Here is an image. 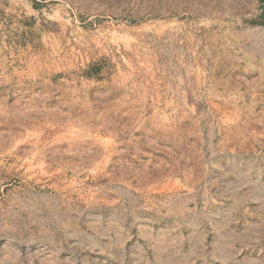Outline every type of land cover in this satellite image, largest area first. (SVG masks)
<instances>
[{
  "label": "rangeland",
  "instance_id": "obj_1",
  "mask_svg": "<svg viewBox=\"0 0 264 264\" xmlns=\"http://www.w3.org/2000/svg\"><path fill=\"white\" fill-rule=\"evenodd\" d=\"M0 264H264L261 0H0Z\"/></svg>",
  "mask_w": 264,
  "mask_h": 264
},
{
  "label": "trees",
  "instance_id": "obj_2",
  "mask_svg": "<svg viewBox=\"0 0 264 264\" xmlns=\"http://www.w3.org/2000/svg\"><path fill=\"white\" fill-rule=\"evenodd\" d=\"M262 14L264 16V0H261Z\"/></svg>",
  "mask_w": 264,
  "mask_h": 264
}]
</instances>
